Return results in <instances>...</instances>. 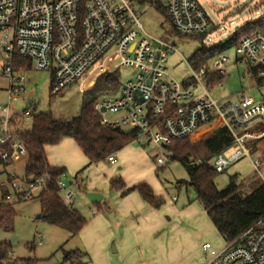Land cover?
<instances>
[{
  "label": "built area",
  "instance_id": "1",
  "mask_svg": "<svg viewBox=\"0 0 264 264\" xmlns=\"http://www.w3.org/2000/svg\"><path fill=\"white\" fill-rule=\"evenodd\" d=\"M135 1L0 0V99L7 97L6 102L0 101V166L25 155L18 131L36 104L16 109L10 100L25 92L27 71L50 74L48 90L53 97L87 76L94 79L104 72L126 68L131 76L120 83L117 79L116 92L110 91L93 104L102 124L134 128L138 138L165 150L173 140L215 121L218 128L232 135V141L214 155L212 168L224 171L246 158L264 183L262 160L250 146L264 136V23L259 30L241 36L233 47L235 62L244 66L255 87L215 99L210 92L221 87V81L211 83V78L215 72L224 76L229 54H218L211 66L201 63L194 68L189 63L191 75L177 82L164 65L165 54L173 47L144 31ZM139 1L164 9L177 33L207 34L213 28L197 0ZM251 91L257 95H250ZM230 146L234 150L226 155ZM154 161L161 167L164 154L159 152ZM107 162L116 163L113 153ZM65 176V172L60 174L57 188L62 202L74 206L69 184L76 182L72 178L67 184ZM46 181L47 176L27 180L23 175L6 174L0 180V189H5L1 201L12 203L36 196L46 189ZM201 248L206 253L201 264H264V213L222 246L214 248L203 242Z\"/></svg>",
  "mask_w": 264,
  "mask_h": 264
},
{
  "label": "rangeland",
  "instance_id": "2",
  "mask_svg": "<svg viewBox=\"0 0 264 264\" xmlns=\"http://www.w3.org/2000/svg\"><path fill=\"white\" fill-rule=\"evenodd\" d=\"M197 1L205 10L208 18L212 22L211 27H213L211 31L207 32L204 39L200 38L197 34L193 35L175 32L167 16L158 6L139 0L134 2L138 20L142 24L144 31L149 36L163 40L173 47V50L165 54L166 60L164 65L167 74L177 82L191 75L189 59L195 50L201 47L202 44L210 45L212 42L225 38L227 34L235 31L239 26L243 25V23L254 20L264 14V0ZM143 38L153 43L148 37ZM221 54H229V59L224 66L225 74L220 82L221 87H215L210 92V96L215 99L229 98L231 95H236L248 87L253 89L255 85L249 75L245 73L244 66L235 62L233 46L221 52ZM213 59L214 58H211V60L208 61L210 66ZM118 73L117 79L119 83L131 76V72L126 68H119ZM26 75L28 81L25 83V92L12 98L10 100L11 106L16 109H21L35 103V111L49 112L53 118L57 120H66L78 115L84 99L95 97L96 100H99L101 97L112 93L110 90L104 89L103 87L85 92L84 89L80 87L81 81H78L66 87V89L57 96L51 97L48 90L50 74L33 69L27 71ZM90 79L91 78H88V76L85 78L83 82L85 87H92L96 80V78ZM196 92H198V89H196ZM250 95L255 97L257 93L251 91ZM1 100L6 102L7 97L2 96L0 101ZM24 121L26 122V128L30 129L32 124L31 116L24 117ZM199 134L200 133H198V136H200ZM198 136L191 139L195 141ZM133 147L138 149L134 150ZM259 148L262 150V153ZM233 150L234 147L230 146L224 153L227 155L233 152ZM253 150L258 151L261 159L263 157L262 162L264 166V139L257 143ZM159 152L164 154L165 163L156 173V168L158 166L154 158L159 155ZM123 153L127 155V158L125 163L119 166L123 167V170H125L123 172L124 178L122 175L121 176L123 180L125 179L124 181H126V183L131 185L138 181H144L152 187L155 194L162 196L163 199L166 197L170 199V196L176 194L178 199L176 202L173 201L176 205H179L183 198L186 200V197L189 199L194 197L195 194L192 188L186 187L184 184H179L182 179H187L188 174L186 169L183 168L179 162L171 160V153L168 152V150H160L151 142L147 144L145 140L140 137L128 144ZM214 159L215 156L211 157L208 160V164L212 166ZM24 163L25 157L19 156L13 165H7L3 168L0 166V180L5 178L7 173L15 174L18 177L23 175ZM98 163L100 162L96 164ZM106 165H108V163ZM115 170L118 169L115 168ZM76 173L77 172L70 174L66 172V176L64 177L65 182L68 184ZM255 173L248 159L243 158L228 166L224 171L219 172L214 182L219 188H223L227 185L231 175L237 174V180L244 178L241 179V181L244 185L243 189L247 190L248 177L251 175L256 177ZM257 178L260 179L259 177ZM69 186L74 193V207L77 209H81L82 207L85 211L87 208L83 207L78 201V196L81 194L76 193V187L72 183H70ZM115 194V191H110V194L106 196L110 197V195L113 196ZM85 203L90 205L88 202ZM13 205L15 210V216L12 221L13 224L11 227L0 228V243L7 241L10 247L8 253L9 259H0L2 264H57L61 262L63 255L62 251L59 249L60 245H63L64 249L67 248L66 250L74 248V246L79 248L75 238L67 240L64 230L36 217L40 213V205L37 197L23 199ZM207 233L208 234L205 236H209L208 238L200 242L198 241V243H195L194 238L184 249L177 248L173 251L168 250L164 252L156 249V246H144L145 249H143L144 253L142 257L137 255L136 258L130 257L129 259L126 255L122 259L123 264H201L206 256L205 251L201 248L203 242H209L214 248L222 246L225 242L221 235L214 229L211 222ZM111 246L112 245L109 246V252L112 251ZM117 256V253L112 254L114 262H116ZM87 264L92 263L89 262Z\"/></svg>",
  "mask_w": 264,
  "mask_h": 264
},
{
  "label": "trees",
  "instance_id": "3",
  "mask_svg": "<svg viewBox=\"0 0 264 264\" xmlns=\"http://www.w3.org/2000/svg\"><path fill=\"white\" fill-rule=\"evenodd\" d=\"M162 10L167 16L164 9ZM263 23L264 14L243 23L235 31L227 34L225 38L210 45L202 44L190 57L189 63L194 68L201 63H208L211 58L216 57L229 47H234L241 36L259 30ZM197 35L204 39L206 33ZM118 74L114 70L98 75L92 87L85 92L98 87L110 91L115 90ZM223 77L222 73L215 72L211 83L221 81ZM95 100V97L84 99L78 115L66 120H57L49 112L34 111L31 116L30 129L18 131V136L25 146L23 176L27 180L36 176H47L46 189L35 196L40 205V218L61 228L69 236L77 234L85 225L86 220L74 206H67L62 202L59 188H57V180L62 172L66 173L67 171L63 166L48 163L45 146L57 144L64 138L70 137L75 141L81 153L87 157V164H94L107 160L109 154L116 153L122 147L138 139L137 131L134 128H110L102 124L99 121V114L93 106ZM195 136L198 138H195L194 141L191 138ZM231 141L232 135L225 128H218L213 121L200 126L197 131L187 137L173 140L166 145V149L171 153V160L179 162L187 171V179H182L179 184L193 189L194 200L202 206L205 215L224 241L233 239L264 213V183L257 177H250L247 181V190L243 189L244 185L241 180H237L236 174L231 175L227 185L223 188H219L214 182L216 175L222 171L212 168L208 164V160L220 150L228 147ZM254 143H250L252 150L256 147ZM10 162H2L1 166L5 167ZM161 168L162 166L157 167L156 173ZM81 172L79 170L73 177L79 189L82 188L78 185V175ZM109 187L116 191L119 190L120 195L136 190L142 201L155 209L164 204L163 199L156 196L152 187L144 181L127 187L122 177L117 175L109 181ZM4 192L5 189H0V228L11 227L15 216L13 204L18 202V200L12 203L2 202L1 198ZM9 248L7 241L0 243L1 260L9 259ZM60 249L63 253L61 262L82 264L81 261L85 254L79 249Z\"/></svg>",
  "mask_w": 264,
  "mask_h": 264
},
{
  "label": "crops",
  "instance_id": "4",
  "mask_svg": "<svg viewBox=\"0 0 264 264\" xmlns=\"http://www.w3.org/2000/svg\"><path fill=\"white\" fill-rule=\"evenodd\" d=\"M83 82L80 83L81 89L89 90L91 87H85ZM25 123L23 120L19 128L20 131L27 130ZM263 139L264 136L252 143L255 142L256 145ZM127 146L114 153L115 164H109L106 160L105 162L100 161L98 164H87V157L81 153L75 141L70 137L64 138L57 144L45 146V156H47L50 165L63 166L65 171L70 174L82 171L78 175V185L82 188L74 186L76 193L81 194L77 195L79 203L87 208L85 211L82 207L81 209L76 208L86 222L77 234L69 236L66 233L67 240L75 238L79 245V248L74 246L70 249L77 248L85 254L81 261L82 264L89 262L92 264H123L122 259L126 255L129 259L130 257L136 258L137 255L142 257L144 246H156V249L164 252L173 251L177 248L184 249L194 238L195 243H198V241L209 237L205 235L208 234L210 220L205 215L202 206L194 200L195 195L191 199L183 198L182 202L176 205L174 203L178 199L176 194L170 196V199L167 197L163 199L162 196L154 193L164 202L160 208L155 209L142 201L136 190L120 195L119 190L116 191L109 187L111 179L117 175L123 176L125 170L120 166L126 161L127 155L123 152ZM133 149L137 150L138 148L133 147ZM260 151L262 153V150ZM19 156H15L8 165H13ZM261 160L263 161V157ZM241 179L244 178L238 180ZM124 184L130 187L134 183L130 185L124 181ZM87 191L99 193L100 200L97 203L88 201L85 197ZM110 191H115L116 194L107 197L106 195H109ZM36 217L40 218L41 212ZM110 245H112V251L109 252ZM60 248L64 249L63 245H60ZM115 253L118 255L116 262L112 258V254Z\"/></svg>",
  "mask_w": 264,
  "mask_h": 264
},
{
  "label": "water",
  "instance_id": "5",
  "mask_svg": "<svg viewBox=\"0 0 264 264\" xmlns=\"http://www.w3.org/2000/svg\"><path fill=\"white\" fill-rule=\"evenodd\" d=\"M85 197L88 199V201L92 203H97L100 200L101 195L94 191H87L85 192Z\"/></svg>",
  "mask_w": 264,
  "mask_h": 264
}]
</instances>
